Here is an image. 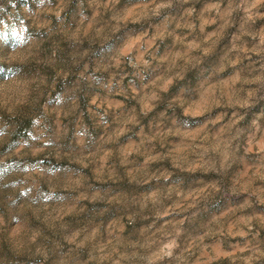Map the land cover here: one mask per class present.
Instances as JSON below:
<instances>
[{"label":"rangeland","instance_id":"374dc122","mask_svg":"<svg viewBox=\"0 0 264 264\" xmlns=\"http://www.w3.org/2000/svg\"><path fill=\"white\" fill-rule=\"evenodd\" d=\"M0 264H264V0H0Z\"/></svg>","mask_w":264,"mask_h":264}]
</instances>
